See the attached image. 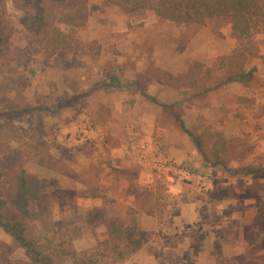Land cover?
Wrapping results in <instances>:
<instances>
[{
  "label": "rangeland",
  "instance_id": "rangeland-1",
  "mask_svg": "<svg viewBox=\"0 0 264 264\" xmlns=\"http://www.w3.org/2000/svg\"><path fill=\"white\" fill-rule=\"evenodd\" d=\"M86 3V25H60L69 45L50 58L29 2L0 0L3 197L26 183L36 237L84 259L130 207L145 254L119 264H264V29L241 39L217 18L192 32L149 9ZM211 133L227 139L220 164ZM0 255L29 258L2 230Z\"/></svg>",
  "mask_w": 264,
  "mask_h": 264
},
{
  "label": "trees",
  "instance_id": "trees-1",
  "mask_svg": "<svg viewBox=\"0 0 264 264\" xmlns=\"http://www.w3.org/2000/svg\"><path fill=\"white\" fill-rule=\"evenodd\" d=\"M18 0H14L16 3ZM27 8L32 14H37L45 22L46 53L54 57L69 45L67 35L60 25L74 27L85 26L88 21V6L86 0H79L75 5L68 0H25ZM111 4L123 9L144 8L153 11L155 16L162 20L185 25L189 31H197L210 26L217 18L230 20L234 35L241 39L251 38L264 29V0H108ZM44 34V33H43ZM2 40H0L1 42ZM1 57V52H0ZM115 81L118 82L117 79ZM28 112L5 114L10 121L25 116ZM183 124V123H182ZM183 128L184 125H182ZM196 147L203 152V141L194 133L186 129ZM208 153L216 164L222 162L228 153L227 139L221 133H211L208 139ZM1 169V167H0ZM2 174L0 173V178ZM18 191L10 193L8 198L3 197V187L0 183V230L8 234L14 244L28 253V260H15L0 255V264H55L69 258L73 264H98L100 255L110 250L111 264H119L128 259L144 247L148 238L147 232L140 227H129L127 217L134 216L133 208L120 207L121 214L126 218L112 217L107 219L108 238L99 244V248L87 259L64 242L55 245L51 238L36 237L35 225H30L28 219L33 215L29 212L28 198L31 190L27 184L17 187ZM97 189H94V191ZM54 201L53 197L43 196L36 205L43 209L46 202L48 210ZM132 219V218H130ZM61 245V246H59ZM187 264H197L189 261Z\"/></svg>",
  "mask_w": 264,
  "mask_h": 264
},
{
  "label": "crops",
  "instance_id": "crops-1",
  "mask_svg": "<svg viewBox=\"0 0 264 264\" xmlns=\"http://www.w3.org/2000/svg\"><path fill=\"white\" fill-rule=\"evenodd\" d=\"M134 196H135V194H134ZM191 205H192V203H191ZM144 248V247H143ZM141 249V250H139L138 252H136L134 255H133V258L134 259H132L133 261L132 262H135V261H138V259H141L142 258V256H143V254H145V253H143L144 252V249Z\"/></svg>",
  "mask_w": 264,
  "mask_h": 264
}]
</instances>
